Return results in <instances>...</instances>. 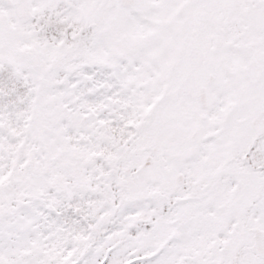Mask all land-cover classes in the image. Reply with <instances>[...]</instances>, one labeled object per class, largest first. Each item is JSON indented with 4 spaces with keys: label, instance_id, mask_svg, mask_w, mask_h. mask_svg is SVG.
<instances>
[{
    "label": "snow or ice",
    "instance_id": "1",
    "mask_svg": "<svg viewBox=\"0 0 264 264\" xmlns=\"http://www.w3.org/2000/svg\"><path fill=\"white\" fill-rule=\"evenodd\" d=\"M0 264H264V0H0Z\"/></svg>",
    "mask_w": 264,
    "mask_h": 264
}]
</instances>
